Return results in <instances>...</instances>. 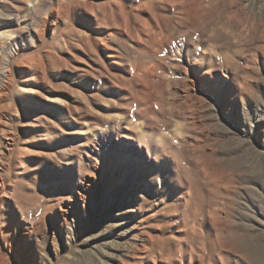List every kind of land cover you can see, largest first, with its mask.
<instances>
[{"label": "rangeland", "instance_id": "rangeland-1", "mask_svg": "<svg viewBox=\"0 0 264 264\" xmlns=\"http://www.w3.org/2000/svg\"><path fill=\"white\" fill-rule=\"evenodd\" d=\"M137 5L0 0V264H264V0Z\"/></svg>", "mask_w": 264, "mask_h": 264}, {"label": "bare ground", "instance_id": "bare-ground-1", "mask_svg": "<svg viewBox=\"0 0 264 264\" xmlns=\"http://www.w3.org/2000/svg\"><path fill=\"white\" fill-rule=\"evenodd\" d=\"M124 1V0H123ZM150 1L151 0H133V4H136V6H138L137 4H142V3H144V5L143 6H146L147 4H149L150 3ZM149 5H147V7H148ZM145 9V8H144ZM158 28V27H157ZM142 33V32H141ZM139 36V35H138ZM8 40L10 41V43L11 42H13L14 41V37H11L10 35H9V37H8ZM100 40V39H99ZM98 40V41H99ZM102 40V39H101ZM15 42V41H14ZM100 44H101V46L103 47V49H106V43L104 42V41H101L100 42ZM143 44V43H142ZM144 47V46H143ZM143 47H141V48H143ZM204 54V53H203ZM207 56V55H206ZM189 57V56H188ZM154 65V64H153ZM5 70V69H4ZM147 70V69H146ZM145 70V71H146ZM149 70V69H148ZM150 71H151V69H150ZM6 72V71H5ZM128 72V71H127ZM131 72V71H130ZM148 72V71H147ZM3 73L4 72H2V75H3ZM147 83V82H146ZM144 87H146V86H144ZM134 100V99H133ZM121 129V127L119 128V130ZM129 131V133H127V135H124V137H126V138H128V139H132V140H136V141H140V142H143V141H145V140H151L152 139V134H147V132H138V133H132L131 132V130L129 129L128 130ZM120 132V131H119ZM137 132V131H136ZM150 132V131H149ZM123 138V137H122ZM123 140V139H122ZM147 143V142H146ZM152 143V142H151ZM155 144V143H154ZM142 145V144H141ZM144 145V144H143ZM147 147V146H146ZM155 147V146H154ZM172 162V161H171ZM170 162V163H171ZM173 165H176V163H175V161H173Z\"/></svg>", "mask_w": 264, "mask_h": 264}]
</instances>
